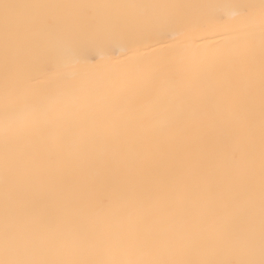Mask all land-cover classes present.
<instances>
[{
  "label": "snow or ice",
  "instance_id": "6c2138e0",
  "mask_svg": "<svg viewBox=\"0 0 264 264\" xmlns=\"http://www.w3.org/2000/svg\"><path fill=\"white\" fill-rule=\"evenodd\" d=\"M0 264H264V0H0Z\"/></svg>",
  "mask_w": 264,
  "mask_h": 264
}]
</instances>
